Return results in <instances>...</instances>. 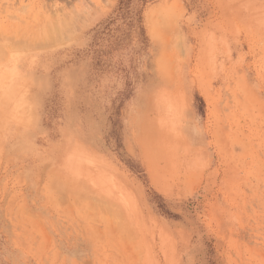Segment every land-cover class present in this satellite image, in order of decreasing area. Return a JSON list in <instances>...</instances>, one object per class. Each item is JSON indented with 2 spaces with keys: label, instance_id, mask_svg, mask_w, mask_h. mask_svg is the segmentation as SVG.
I'll return each mask as SVG.
<instances>
[{
  "label": "rangeland",
  "instance_id": "rangeland-1",
  "mask_svg": "<svg viewBox=\"0 0 264 264\" xmlns=\"http://www.w3.org/2000/svg\"><path fill=\"white\" fill-rule=\"evenodd\" d=\"M0 264H264V0H0Z\"/></svg>",
  "mask_w": 264,
  "mask_h": 264
}]
</instances>
